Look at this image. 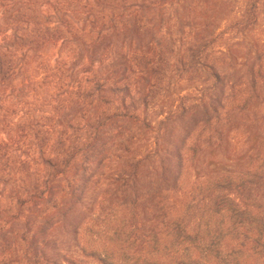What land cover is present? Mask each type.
<instances>
[{"label":"trees","instance_id":"1","mask_svg":"<svg viewBox=\"0 0 264 264\" xmlns=\"http://www.w3.org/2000/svg\"><path fill=\"white\" fill-rule=\"evenodd\" d=\"M170 1L0 0V36L14 32L0 95L19 62L60 48L45 65L53 117L0 107V264H264V132L235 170L197 174L203 153L264 131V115L248 120L264 104V52L235 56L202 0L184 1L191 19L150 23ZM251 2L240 32L257 24Z\"/></svg>","mask_w":264,"mask_h":264},{"label":"rangeland","instance_id":"2","mask_svg":"<svg viewBox=\"0 0 264 264\" xmlns=\"http://www.w3.org/2000/svg\"><path fill=\"white\" fill-rule=\"evenodd\" d=\"M185 0H172L170 5L167 6L165 10H154L148 14L149 21L152 23L155 19L161 20L162 18H177L182 20L185 18L191 19L192 15L189 9L186 8ZM203 6L199 11V17L203 18V21H208L210 17L216 22V25L220 27V31L224 33L231 41H228L229 48L232 50L235 56L243 57L245 60L247 57L251 59L255 52H264V0H261V8L257 13V24L250 30L246 32H240L236 29V23L239 21L243 15L246 14V9L254 0H202ZM212 3H210V2ZM259 1V0H255ZM13 4L16 8L19 7L18 2ZM47 12V7H44ZM66 15L70 17H78L73 10L66 11ZM147 15V13L145 14ZM87 13L84 17L86 18ZM88 17V16H87ZM6 16H0V21L4 20ZM147 19V16H146ZM190 24V20L186 21ZM156 30L157 37L156 40L160 39L165 33V29L162 25ZM153 27V26H152ZM180 27L173 29L177 32ZM171 30V29H169ZM13 31H9L7 35L0 36V44L4 46L13 45ZM59 49H55L53 46H49L46 49L37 52V55L32 59L31 64L27 65V61L19 62L16 71L17 77L15 78L12 85L7 89L6 94L0 95V107L3 98H6L7 106L15 105L17 108L36 115L37 117H53L57 113V103H54L58 96V87L56 85L55 78L50 75L46 78L45 65L55 66L56 61L59 57ZM19 59H22L24 54H18ZM243 64L245 62L243 61ZM90 66V60L87 58L85 61L79 65V71H87ZM99 64H95V68H98ZM245 69V68H244ZM143 92V90H142ZM249 116V121L253 119H259L264 115V104L258 106L257 110L252 111ZM2 111L0 108V115ZM24 115V114H23ZM21 115L20 119L23 117ZM43 119V118H42ZM45 127L54 126L55 122L43 121ZM247 131L248 144L244 139H235V143L238 146L229 147L227 151L223 153H216V151H207L201 155V162L197 169V174L205 175L213 171H224L235 170L237 163L235 157L237 154L242 153V151H248L251 147L256 146L258 139L263 136L262 130L258 131L256 128L247 126L245 127ZM239 145L245 146L244 149L239 150ZM229 151V152H228ZM231 152V153H230ZM100 188H97L92 193H100ZM83 217L84 214H81ZM69 232V233H68ZM58 238L65 243V246L70 245L73 240L70 229H61L58 234ZM76 244L75 241L73 245ZM69 249V248H66Z\"/></svg>","mask_w":264,"mask_h":264}]
</instances>
